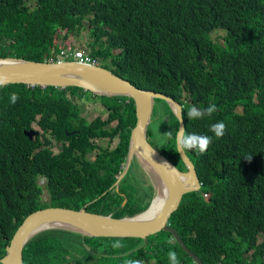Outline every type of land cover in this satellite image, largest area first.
Returning <instances> with one entry per match:
<instances>
[{
    "label": "trees",
    "instance_id": "16d2710c",
    "mask_svg": "<svg viewBox=\"0 0 264 264\" xmlns=\"http://www.w3.org/2000/svg\"><path fill=\"white\" fill-rule=\"evenodd\" d=\"M214 27L225 29L214 35L220 43L210 35ZM84 28L89 37L77 49L135 85L178 100L185 135L213 137L206 153L186 151L201 187L184 193L169 217L184 243L203 264H264V0H0L1 56L56 60L63 41ZM90 95L106 106V118L82 116L78 100ZM157 100L163 109L154 107L147 137L183 169L178 119L165 100ZM212 104L217 110L211 116L189 120L192 106ZM135 119L133 99L124 95H97L75 85L0 87V257L34 209L86 204L90 211L121 216L148 205L153 186L142 191L127 173L121 193L112 194ZM154 121L161 124V142L152 139ZM220 121L226 132L216 139L210 129ZM34 124L38 133L30 139L24 131ZM41 130L63 141L58 153L47 135L41 141ZM102 137L115 144L96 148L94 139ZM40 174L46 175L43 184ZM117 240L125 247L113 249ZM169 251L180 264H195L164 230L141 239L48 228L25 243L23 263L169 264Z\"/></svg>",
    "mask_w": 264,
    "mask_h": 264
},
{
    "label": "water",
    "instance_id": "95a60500",
    "mask_svg": "<svg viewBox=\"0 0 264 264\" xmlns=\"http://www.w3.org/2000/svg\"><path fill=\"white\" fill-rule=\"evenodd\" d=\"M0 78H6L7 83L23 82L30 85L57 87L75 85L97 95L131 97L136 119L129 133L128 149L122 169L117 173L113 186L118 190L119 182L126 174L128 167L136 162L149 170L163 188L162 202L152 209V201L158 191L157 184L152 180L155 194L143 210L134 214L113 216L111 212L90 211L86 209V204L79 208L47 205L34 209L15 229L5 246V253L0 257V264H24L25 243L36 233L48 228H63L89 236H131L141 239L164 230L171 233L172 238L188 253L195 264H203L200 256L184 243L169 221L171 213L178 207L183 194L199 190L201 187L193 161L187 152L186 154L183 151L179 152L177 136L179 129H184V118L182 104L178 100L162 91L139 87L128 78L114 73L100 63H87L75 59L35 60L21 56L0 55ZM156 98L165 100L178 119L175 142L184 164L183 169L164 155L147 137ZM24 133L32 139L38 130L29 128ZM125 201L126 198L123 199L122 204Z\"/></svg>",
    "mask_w": 264,
    "mask_h": 264
},
{
    "label": "rangeland",
    "instance_id": "374dc122",
    "mask_svg": "<svg viewBox=\"0 0 264 264\" xmlns=\"http://www.w3.org/2000/svg\"><path fill=\"white\" fill-rule=\"evenodd\" d=\"M225 33V29L221 28V27H214L211 31H210V35L211 37L214 39V41H218L219 43L221 42V40H219L218 38H216L215 36H217V34H224ZM215 35V36H214ZM89 37V32L87 28L82 29V32L80 33L79 37L76 36H70L67 39H65L63 41L64 46L69 47H84L82 41L86 42L88 40ZM79 106L81 107V114L82 116H84L86 119H91L92 117L98 115L101 116L102 118H106L107 117V108L106 106L102 103V101L97 98V97H93L92 95H90L89 97H84L78 100ZM155 106L157 107L158 111H161L163 109V105L161 103H163L162 101L157 100V98L155 99ZM161 113V112H160ZM159 113V114H160ZM158 116H155V118H157ZM155 120V119H154ZM154 123L159 124L158 121H154L153 125H152V131L155 127ZM113 124V122H112ZM34 128H39L38 125L34 124ZM152 139L155 142H161L163 137L160 134L154 133L152 134ZM95 142H98L99 145H105L107 144H112V142H115L114 140L109 141V139L107 137H102L99 139L94 140ZM89 155L94 152L89 151ZM135 161V160H134ZM133 167L132 170L127 172V177L129 176L131 179V182L133 185L136 186V183H139V186L141 188H143L142 191H149V186L148 185H152V180L154 179V176L152 175V173H150L149 170L144 169L142 166H139L138 163L134 162L132 163ZM135 174V175H134ZM136 176V177H135ZM42 179L39 178V182H41ZM152 191V196L153 194H155V188L153 186V188L151 189ZM48 194L47 193H42L41 198L43 200L48 198ZM78 255V254H77Z\"/></svg>",
    "mask_w": 264,
    "mask_h": 264
},
{
    "label": "clouds",
    "instance_id": "9594fccd",
    "mask_svg": "<svg viewBox=\"0 0 264 264\" xmlns=\"http://www.w3.org/2000/svg\"><path fill=\"white\" fill-rule=\"evenodd\" d=\"M6 83V78H0V87H3ZM18 99V95L13 92L10 96L11 103L15 104ZM216 110L217 108L215 104L209 105L208 107L202 109L192 106L187 111V116L189 120L203 119L205 116H211ZM210 131L214 133L216 139L222 138L226 132V124L223 121L214 123L211 125ZM212 141L213 137L209 135H201L196 133H188L185 135V130L183 128L179 129L177 136L179 152L181 153V151H183L185 154L187 150H193L198 154L206 153ZM111 247L113 249H121L125 247V245L121 241L117 240L112 243ZM167 255L169 264H180L178 254L175 251H169ZM124 264H141V262L138 259H128L125 260Z\"/></svg>",
    "mask_w": 264,
    "mask_h": 264
},
{
    "label": "flooded vegetation",
    "instance_id": "af4514ba",
    "mask_svg": "<svg viewBox=\"0 0 264 264\" xmlns=\"http://www.w3.org/2000/svg\"><path fill=\"white\" fill-rule=\"evenodd\" d=\"M71 131H67L66 133L67 134H69ZM157 133V134H160V135H162L163 134V132H162V130H161V124H157L155 127H154V129H153V131H152V133ZM45 135H47L48 136V134L46 133V132H44L43 130H41V135H40V138H41V141L44 143L45 142ZM48 138H49V145H50V147L52 148V150L54 151V153H58V150L61 148V146H62V144H63V141L62 140H58V139H56L55 137L53 138V137H51V136H48ZM96 139H99V138H95L94 140H96ZM109 141H111V140H109ZM95 142V141H94ZM95 144H96V148H99V147H105V146H113L114 144H115V142H112V144H105V145H99V143L98 142H95ZM92 152H94L93 153V155H92V153L89 155V153L90 152H87V155L90 157V158H92L94 155H96V152L94 151V150H92ZM132 167H133V165L131 164L129 167H128V170L129 171H131L132 170ZM128 170H127V172H128ZM126 172V173H127ZM135 175V174H134ZM136 177V176H135ZM39 178H41L42 179V183H40V184H43V183H45L46 182V175L45 174H40L39 175ZM38 178V179H39ZM39 181V180H38ZM119 189V188H118ZM112 194H115L116 192H119V193H121L120 191H118V190H116L115 189V187L114 186H112ZM43 193H46V191H45V189L43 188Z\"/></svg>",
    "mask_w": 264,
    "mask_h": 264
},
{
    "label": "built area",
    "instance_id": "2783aa9c",
    "mask_svg": "<svg viewBox=\"0 0 264 264\" xmlns=\"http://www.w3.org/2000/svg\"><path fill=\"white\" fill-rule=\"evenodd\" d=\"M58 59H75L81 62L99 63L96 57H92L90 54L85 53L82 49H77L72 46L60 49L56 60Z\"/></svg>",
    "mask_w": 264,
    "mask_h": 264
},
{
    "label": "bare ground",
    "instance_id": "6f19581e",
    "mask_svg": "<svg viewBox=\"0 0 264 264\" xmlns=\"http://www.w3.org/2000/svg\"><path fill=\"white\" fill-rule=\"evenodd\" d=\"M153 181H154V183L157 184L158 191H157V194L155 195V197L152 201V209L156 208L160 205V203L162 202V197H163V188H162L161 183H158L155 180V177H154Z\"/></svg>",
    "mask_w": 264,
    "mask_h": 264
}]
</instances>
